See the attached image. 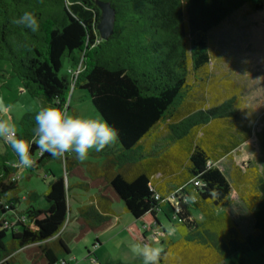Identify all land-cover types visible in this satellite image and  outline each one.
Returning a JSON list of instances; mask_svg holds the SVG:
<instances>
[{"label": "trees", "instance_id": "16d2710c", "mask_svg": "<svg viewBox=\"0 0 264 264\" xmlns=\"http://www.w3.org/2000/svg\"><path fill=\"white\" fill-rule=\"evenodd\" d=\"M96 1L0 0V60L10 64L20 87L42 107H63L68 71L83 64L75 88L86 90L102 120L117 130L115 149L92 153L106 157L109 166L91 185L96 191L89 193L86 184L88 195L75 211L69 204L73 186L52 173L42 194L29 190L19 196L20 167L11 166L17 157L6 143L15 159L0 154V264H16L19 251L31 264H68L58 257L60 250L70 254L61 238L64 227L76 223L75 240L103 230L118 216L115 202L140 225L127 229L133 241L159 245L158 264L243 263L264 245V166L253 173L258 190L247 204L254 223L244 235L231 216L216 209L247 176L234 168L233 183L218 162L253 135L264 153V114L254 132L257 117L240 115L239 87L217 86L209 33L243 6L263 11L264 0H100L115 10L107 40L97 30ZM24 11L36 14L39 31L14 23ZM65 62L67 73L60 74ZM35 113L19 120L17 134L28 141ZM39 150L31 144L34 162L26 170L38 171L54 159L46 152L38 156ZM72 155L60 158L67 178L82 174ZM164 205L174 218L172 238L158 218Z\"/></svg>", "mask_w": 264, "mask_h": 264}, {"label": "rangeland", "instance_id": "374dc122", "mask_svg": "<svg viewBox=\"0 0 264 264\" xmlns=\"http://www.w3.org/2000/svg\"><path fill=\"white\" fill-rule=\"evenodd\" d=\"M209 41L214 58L211 77L219 88L223 82H231L239 87L241 93L240 115L244 117L254 114L257 117L253 125V130L256 132L263 123L262 116L264 114V10L252 12L247 6L241 7L210 31ZM68 66L69 63L65 62L60 74H66ZM82 70L83 64H81ZM75 82L76 80L73 82L74 85ZM71 86L68 93V114L102 120L94 109L87 91ZM41 108L39 99L20 87L19 80L11 71L10 64L0 60V118L10 119L16 127V132H19L21 129L20 118L27 113L37 112ZM106 147L115 149V140ZM93 152L90 151L84 161H80L74 157V154L72 155L74 159L72 161L77 163L75 167H79L82 174L70 173L68 178L60 158L49 160L42 168L34 172L20 167L15 174L20 185L19 196H24L29 190H35L38 194H42L46 190L52 173L55 177L62 176L66 184L68 179L69 184L73 186L69 190V204L75 211L76 206L88 195L85 190L86 184L89 185V193L96 191V188L92 187L97 184L94 180L109 166L106 157L93 156ZM0 154L4 157L8 156L10 161L15 159L2 139H0ZM90 163L93 168L88 167L89 169H87V165ZM218 166L231 182H233L231 171L234 168H238L240 174L247 176L244 178L247 179V183H241L237 188H233L226 204L216 209L217 213H226L231 216L242 233L246 235L252 231L254 223L247 202L254 197L258 190L253 173L254 171L260 173L264 166V153L257 137L253 135L232 153L230 158L220 160ZM46 173L47 177H44ZM78 183L83 184L78 185ZM167 201L173 204L171 199ZM113 208L118 216L105 229L98 232L90 231L80 240H75L70 235L63 236L62 239L70 254H60V258H64L68 264H143V258L133 250V246L137 243L131 239L127 232L128 227L135 224L136 220L124 212L121 202H115ZM193 212L199 216L197 212ZM158 218L165 233L171 238L175 237L173 233L174 218L167 205L163 206V211H159ZM136 226L139 227V223H136ZM72 227L67 226V228ZM73 228L75 229V226ZM157 234L161 235V232L158 231ZM151 235L152 233L149 232L146 236L151 240ZM52 240L53 238L50 239V241ZM154 245L160 249L157 243ZM14 258L16 264H31L23 251L16 254ZM218 264L231 263L228 260H223ZM241 264H264V245L257 251L249 252Z\"/></svg>", "mask_w": 264, "mask_h": 264}, {"label": "clouds", "instance_id": "9594fccd", "mask_svg": "<svg viewBox=\"0 0 264 264\" xmlns=\"http://www.w3.org/2000/svg\"><path fill=\"white\" fill-rule=\"evenodd\" d=\"M32 32L39 31L40 23L35 13L24 11L15 21ZM117 137V130L107 121L68 114L67 105H48L39 109L34 116L31 141L16 132L10 119L0 118V139L4 140L15 153L17 160L12 167H31L33 159L31 144H36L42 153L54 158L65 154L84 161L90 151L101 152ZM133 250L143 258V264H158L160 250L148 244H135Z\"/></svg>", "mask_w": 264, "mask_h": 264}, {"label": "water", "instance_id": "95a60500", "mask_svg": "<svg viewBox=\"0 0 264 264\" xmlns=\"http://www.w3.org/2000/svg\"><path fill=\"white\" fill-rule=\"evenodd\" d=\"M96 4L100 11L97 30L100 38L107 40L114 30L115 10L109 2L98 0L96 1Z\"/></svg>", "mask_w": 264, "mask_h": 264}, {"label": "crops", "instance_id": "0c3cea01", "mask_svg": "<svg viewBox=\"0 0 264 264\" xmlns=\"http://www.w3.org/2000/svg\"><path fill=\"white\" fill-rule=\"evenodd\" d=\"M165 189H166V190H170L171 187H170V186H166ZM67 226H70V227H72V226L74 227V226H75V229H74L73 227H72V228H67ZM65 227H66V228H65L66 232H65V230L63 229V232H62V234H61V238H62L63 236H65V237H67V236H69V235H70V236H73V235L76 233V232H75V230L77 229V228H76V227H77V226H76V223H74V222H70V223H68V225H66ZM67 231H69V232L67 233ZM70 231H71V232H70ZM59 250H60V249H59ZM19 252H20V251H19ZM19 252H18V253H19ZM18 253H17V254H18ZM60 253L63 254L61 250H60ZM58 257H59V259H61V258H60V255H58Z\"/></svg>", "mask_w": 264, "mask_h": 264}, {"label": "built area", "instance_id": "2783aa9c", "mask_svg": "<svg viewBox=\"0 0 264 264\" xmlns=\"http://www.w3.org/2000/svg\"><path fill=\"white\" fill-rule=\"evenodd\" d=\"M80 71H81V64H79L78 67H76V68H74V69L68 71V72L70 73V76H71V78H70V82H71V84H70V85L74 86L73 82L76 80V78H77V76H78V73H79ZM72 86H71V87H72ZM41 154H42V152L39 150V152H38V156H40ZM32 159H33V158H32ZM33 162H34V159H33ZM20 167H22V166H20ZM22 168L26 169V168H28V167H22Z\"/></svg>", "mask_w": 264, "mask_h": 264}]
</instances>
